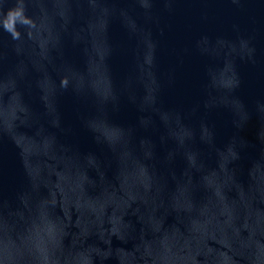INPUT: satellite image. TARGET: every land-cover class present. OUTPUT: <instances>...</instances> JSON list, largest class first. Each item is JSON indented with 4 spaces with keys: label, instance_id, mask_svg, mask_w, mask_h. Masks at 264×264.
Instances as JSON below:
<instances>
[{
    "label": "water",
    "instance_id": "water-1",
    "mask_svg": "<svg viewBox=\"0 0 264 264\" xmlns=\"http://www.w3.org/2000/svg\"><path fill=\"white\" fill-rule=\"evenodd\" d=\"M0 264H264V0H0Z\"/></svg>",
    "mask_w": 264,
    "mask_h": 264
},
{
    "label": "clouds",
    "instance_id": "clouds-1",
    "mask_svg": "<svg viewBox=\"0 0 264 264\" xmlns=\"http://www.w3.org/2000/svg\"><path fill=\"white\" fill-rule=\"evenodd\" d=\"M19 15H20V12L18 10L10 9L9 12H8V17H9L10 20L12 18L16 17V16H19Z\"/></svg>",
    "mask_w": 264,
    "mask_h": 264
}]
</instances>
